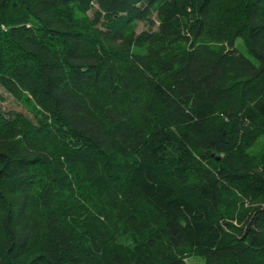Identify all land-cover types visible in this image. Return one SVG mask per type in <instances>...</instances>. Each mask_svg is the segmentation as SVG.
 <instances>
[{
  "label": "trees",
  "instance_id": "trees-1",
  "mask_svg": "<svg viewBox=\"0 0 264 264\" xmlns=\"http://www.w3.org/2000/svg\"><path fill=\"white\" fill-rule=\"evenodd\" d=\"M0 84V264H264V0H0Z\"/></svg>",
  "mask_w": 264,
  "mask_h": 264
},
{
  "label": "rangeland",
  "instance_id": "rangeland-1",
  "mask_svg": "<svg viewBox=\"0 0 264 264\" xmlns=\"http://www.w3.org/2000/svg\"><path fill=\"white\" fill-rule=\"evenodd\" d=\"M145 28H147V24L144 22H139L137 31L139 32ZM236 45L240 51H242L245 54H248L247 48L241 38L238 39ZM0 93L3 95L2 97L3 100L2 99L0 100V107L2 108V110L6 112L12 110L19 111L31 118H34L33 113L30 111V109L26 107L24 103L21 102L19 99L15 98L12 94L7 92L1 84H0ZM263 144H264V137L259 139L257 144L251 149V151L254 153L260 152L263 149ZM187 261L190 264H207L205 257L198 255H192L188 257Z\"/></svg>",
  "mask_w": 264,
  "mask_h": 264
}]
</instances>
